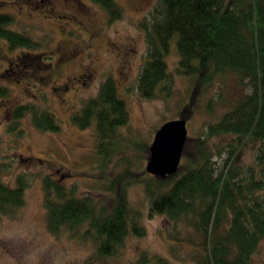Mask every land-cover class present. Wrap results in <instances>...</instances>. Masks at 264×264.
<instances>
[{"label":"rangeland","instance_id":"1","mask_svg":"<svg viewBox=\"0 0 264 264\" xmlns=\"http://www.w3.org/2000/svg\"><path fill=\"white\" fill-rule=\"evenodd\" d=\"M114 1L121 14L111 22L109 13L92 0H0V13L14 19L12 28L43 43L32 57L25 50L11 51L0 40V81L11 89L8 99H0V181L16 188L21 178L25 185L24 206L12 214L0 213V264H135L144 253L173 264H198V241L192 231H185L183 224L175 229L165 218L148 217L144 181L152 177L146 173L150 148L160 127L182 115L189 117V137L195 148L205 126L219 121L229 109L224 100H239L244 89L230 77L225 85L219 81L198 91L193 77L178 72L179 55L173 40L166 59L173 80L169 97L143 98L139 77L148 57L147 34L160 0ZM110 77L127 102L130 120L117 131L112 146L115 153L104 164L107 160L97 153L95 128L82 130L71 117L98 96ZM211 101L212 113L207 111ZM27 104L52 111L60 121V131L41 132L27 116L16 134L8 133L11 110ZM261 147V143L250 142L243 148L237 162L241 177L251 168L258 175ZM218 167H222L221 160ZM46 176L74 189L78 197H91L108 214L117 196L112 190L116 184L119 194L126 191L146 235H130L115 253L100 256L91 241L72 238L69 233L51 234ZM119 178L122 180L117 182ZM128 181L133 183L128 186ZM252 264H264V242Z\"/></svg>","mask_w":264,"mask_h":264},{"label":"trees","instance_id":"2","mask_svg":"<svg viewBox=\"0 0 264 264\" xmlns=\"http://www.w3.org/2000/svg\"><path fill=\"white\" fill-rule=\"evenodd\" d=\"M92 2L109 13L111 22L121 14L114 0ZM13 20L0 13V40L11 51L25 50L33 57L43 43L15 31ZM147 37L148 57L138 85L143 98L169 97L173 80L166 59L173 40L179 55L178 72L193 77L198 91L204 92L219 81L225 85L230 77L244 89L239 100H224L229 109L219 121L205 126L195 148L188 138L180 176L163 179L150 175L144 181L148 217L165 218L175 229L183 224L185 231H192L198 241V264H252L264 242V0H160ZM10 96V87L0 81V99ZM212 103L207 107L210 113ZM27 116L41 132L61 129L52 111L27 104L11 110L7 132L16 134ZM181 118L189 119L185 115ZM129 120L127 102L112 77L102 84L96 98L71 117L82 130L95 128L97 153L101 160H107L104 164L115 153L112 146L117 131ZM250 142L262 144L257 154L261 169L255 175L251 168L241 177L237 162ZM225 155L228 157L223 159ZM24 188L21 178L16 188L0 181V213L12 214L24 206ZM44 189L47 226L53 235L69 233L72 238L91 241L100 256L115 253L130 235H146L143 220L132 211L126 191L119 194L116 184L112 190L117 196L109 214L91 197L76 196L74 189L68 190L50 176L44 179ZM135 264L173 263L144 253Z\"/></svg>","mask_w":264,"mask_h":264},{"label":"water","instance_id":"3","mask_svg":"<svg viewBox=\"0 0 264 264\" xmlns=\"http://www.w3.org/2000/svg\"><path fill=\"white\" fill-rule=\"evenodd\" d=\"M189 138L188 121L184 118L166 122L156 132L150 148L146 172L158 178L176 176Z\"/></svg>","mask_w":264,"mask_h":264},{"label":"bare ground","instance_id":"4","mask_svg":"<svg viewBox=\"0 0 264 264\" xmlns=\"http://www.w3.org/2000/svg\"><path fill=\"white\" fill-rule=\"evenodd\" d=\"M188 141V140H187ZM186 147V146H185ZM185 150V149H184ZM183 154H184V152H183ZM182 162H183V160H182ZM182 165V164H181Z\"/></svg>","mask_w":264,"mask_h":264}]
</instances>
